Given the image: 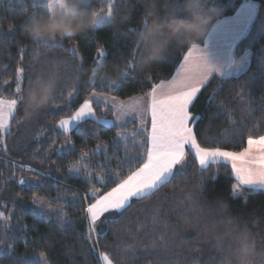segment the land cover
<instances>
[{"label": "trees", "instance_id": "obj_1", "mask_svg": "<svg viewBox=\"0 0 264 264\" xmlns=\"http://www.w3.org/2000/svg\"><path fill=\"white\" fill-rule=\"evenodd\" d=\"M244 1L209 0L207 6L223 8L220 19L233 15ZM251 1L258 2L257 13L248 32L235 47L238 56L250 51L248 68L227 77L213 74L190 106V112L196 119L194 131L202 147L240 151L249 136L264 135V0ZM112 2L118 9L114 11L117 18L130 14V22L117 26L106 20L97 25L94 32L63 41V49H52L37 47L25 31L26 22L35 10L33 0H0V98H16L18 67H24L29 77L47 73L46 69L54 67L59 71L55 98L45 108L27 117L22 103L12 117L11 123L30 128L36 139L22 153L0 157V213L8 217L7 226L3 224L0 227L6 236L11 237L0 245V264H39L35 256L42 252L48 264H104L100 253L108 254L113 264H220L228 241L218 239L206 243L199 236V226L186 230L184 220L199 216L202 207L215 210L222 203L227 204L228 209L227 212H218V219L236 217L246 221L253 232L264 238V188L241 186L239 193L233 195L232 186L237 181L229 164L212 162L201 169L189 153L182 169H176L174 176L151 194L132 198L124 210L112 216L110 223L98 229L106 235H96L94 245L89 243L83 208L92 202V187L106 192L115 186L109 179L110 175L112 179L122 180L135 167L141 166L143 159L131 169L126 164H118V161L126 156L135 159L137 154L144 157L146 149L140 147L139 142L146 139V135L138 134V123L133 119L122 127L96 124L88 119L79 125L82 131L70 133L58 130L56 123L71 115L92 92L109 93L122 99L148 94L156 83L174 75L190 47L173 43L159 63L147 66L138 63L143 50L136 33L142 27L140 18L149 0ZM108 3L109 0H89L88 7L103 14L107 12ZM154 3L161 15L175 13L182 18L186 15L184 0H154ZM213 25L209 26L210 30ZM208 33L196 44H202ZM74 44L77 48L75 57L64 50L71 49ZM134 45L138 48L136 52ZM98 49L105 52V63L96 66L94 61L99 59ZM128 60L133 62L134 70L123 78L119 91L101 87L110 81L105 72L122 65L127 68ZM95 68L94 85L88 87ZM120 77L111 80L118 81ZM27 86L28 81L25 80L24 90ZM100 106L96 104L95 107L102 117L113 115L111 110ZM134 131L135 144L132 143ZM118 133L127 135V153L123 140L119 145L116 143ZM64 140L68 146L74 145V149L61 157L56 150ZM97 145L101 146V151L92 156ZM82 152L90 153L84 161L88 164L87 169L80 161ZM73 164L81 167L79 173H69ZM89 174L93 176L90 180L87 179ZM102 177L107 186L99 182ZM21 179L31 182L20 185L18 181ZM30 185L38 187L29 188ZM64 192L67 195H63L59 202L53 199ZM34 197L59 209L63 207L71 227L66 224L61 228L58 214L45 216L33 211L31 199ZM65 201H69L67 206H64ZM253 221L258 223L254 226ZM119 240L127 243L117 249L115 244ZM8 245H11V250Z\"/></svg>", "mask_w": 264, "mask_h": 264}, {"label": "snow or ice", "instance_id": "obj_2", "mask_svg": "<svg viewBox=\"0 0 264 264\" xmlns=\"http://www.w3.org/2000/svg\"><path fill=\"white\" fill-rule=\"evenodd\" d=\"M85 5L88 7L89 0H84ZM34 12L33 16L50 10L49 0H44L43 4H40L38 0H33ZM116 5L109 0L106 16L109 22L112 23L111 17L114 11H117ZM130 31H135L130 29ZM94 32V31H93ZM78 36V35H76ZM10 39V38H9ZM72 36H64L53 38L48 41L36 43L37 47L44 46L52 49H63V41H71ZM134 51H138V48L134 45ZM70 51L75 57L77 55V48L74 44L71 49H64ZM97 56L99 59L94 61L96 66L103 65L105 63V52L102 49L97 50ZM23 57H21V60ZM123 59H126L124 57ZM206 59L203 54V50L193 43L188 49L187 53L183 56V62L180 64L178 70L171 80L161 81L160 83L152 87L149 93L150 104L148 112L150 114V128L142 127L138 130L139 135L144 136L146 139L139 142V146L146 149L144 157L137 154L135 159L124 158L118 161V164L128 165L131 169L134 164L140 163L143 159V163L139 167H135L130 171V174L122 180L112 179L111 175L109 179L115 184L109 191L96 195L92 194V202L88 203L83 211L85 212V219L87 221V229L89 234L95 233L97 236L106 235V233L98 231L107 223L111 222L112 216L119 214L121 210H124L129 205L132 198H142L151 194L155 189L162 186L171 177L174 176V169L180 170L186 163V156L191 153L199 164V167L207 168V162L211 160L213 164H216L219 160L225 161L230 164L231 172L234 175L237 183L232 186V194L239 193L242 185L261 184L264 185V135L258 137L249 136L247 139V146L242 151H228L221 147H202L198 142L197 134L194 131V125L196 123L195 117L190 112V106L193 103L194 98L200 91L202 86L212 74L205 75L200 78H194L191 75L192 69L197 66L202 60ZM83 62H81V66ZM52 69H46L45 71H51ZM134 70V65L131 60L127 61V71L117 80L107 81V84H102L101 87H106L110 91H119L121 81L124 77L130 74V71ZM56 74L59 75V71L56 70ZM17 84H16V98L3 99L0 98V133L10 131L9 121L14 117L15 111L19 104L23 102V82L28 81L34 77L26 76L24 67H18L16 70ZM103 81L104 79L101 78ZM95 82V73L93 69L92 79L87 83L88 87H92ZM72 96V93L68 94ZM103 103L106 108L111 110L116 119H100L96 115V110L93 104ZM140 111L138 104L125 105L122 102L117 101L116 96L111 98L104 97L102 94L92 92L89 98L84 99L83 103L67 118H62L58 121V128L64 133H70L73 130L82 131L79 125L91 119L96 124H104L112 127H122L126 121L122 120V117L131 114L130 118L135 120L136 113ZM135 135L133 133L132 143L135 144ZM123 140L124 148L128 151V139L127 135L118 133L117 145ZM3 143V138L0 136V144ZM74 145H69L67 148L62 146L56 150L58 156H64L67 152L72 151ZM101 151V146L97 145L95 151L91 153L92 156L97 155ZM90 155L88 152H82L80 161L84 162ZM102 167L105 165H101ZM23 167V166H21ZM83 167L87 169L88 165L83 163ZM29 171H35L34 169H28ZM81 167L73 164L69 167V173H79ZM38 175H44L43 173H37ZM93 176L89 174L87 179H92ZM27 181L21 179L18 181L20 185H26ZM99 182L107 186V182L101 179ZM58 186V185H57ZM38 187L36 185H30L29 188ZM42 187V185H39ZM63 195H67L66 192L58 194L53 199L58 202L62 199ZM34 202H39L36 197L33 198ZM75 204L74 199L71 201ZM69 201H65L64 206H67ZM51 208V205H49ZM111 214V215H108ZM58 215L61 217L60 226L64 228L67 224L71 227V221L67 219V213L63 211L61 207ZM0 218L4 221L8 220L3 213H0ZM99 222V223H98ZM7 225L5 224V227ZM10 236H5L4 229L0 228V245H4ZM127 243L125 240H119L115 244V248L119 249L123 244ZM8 249L11 250V245H8ZM44 253H40V258H44ZM100 259L104 264H113V259L106 253H100ZM46 264V261H45Z\"/></svg>", "mask_w": 264, "mask_h": 264}, {"label": "clouds", "instance_id": "obj_3", "mask_svg": "<svg viewBox=\"0 0 264 264\" xmlns=\"http://www.w3.org/2000/svg\"><path fill=\"white\" fill-rule=\"evenodd\" d=\"M62 7L52 6L51 10L30 16L25 25L28 37L33 41L44 42L53 38L76 36L90 33L102 22L106 15L95 8H89L84 0H61ZM209 0H184L186 15L182 18L175 13L161 15L155 8L154 0H149L141 15V29L136 33L143 55L138 63L151 65L159 63L173 43L192 45L209 32V26L221 16L223 8L208 7ZM131 15L111 17L112 24L123 26L130 22ZM127 71L126 65L114 67L105 72L107 79H116ZM220 66L207 57L192 69L191 75L200 78ZM59 76L55 67L47 73H38L24 90V110L27 117L38 114L55 98ZM228 205L220 204L217 209L201 208L195 218L184 220L186 230L199 226V236L206 243L227 240L228 246L222 254L220 264H264V238L252 231L246 221L236 217L218 219V212H227ZM258 221H253L255 226Z\"/></svg>", "mask_w": 264, "mask_h": 264}, {"label": "rangeland", "instance_id": "obj_4", "mask_svg": "<svg viewBox=\"0 0 264 264\" xmlns=\"http://www.w3.org/2000/svg\"><path fill=\"white\" fill-rule=\"evenodd\" d=\"M38 1L42 2L44 0H38ZM49 5H50V10H51L53 5H55L57 7H62L63 6L61 0H49ZM258 6H259L258 2L251 1V0H245L241 5H239L237 11L233 15H231L230 17L228 16V17H223V18L218 19L214 23V25L211 28L210 32L208 33V35H207L209 37L208 38V42L209 43L207 45L208 49H212V48L216 49V47L218 46V41L223 40L224 33H222V35H221L220 34L221 32H224V31L228 30L230 33L232 32L231 34L233 35L232 38H231V39H233L232 42L228 43L226 45V46H228V47H226L227 50L223 48V53H225V55L227 57L229 56V58H233V61H232V59H230V61H231L230 63H233V67L232 68H228V70H225L224 71V75H222V77H227V76H230V75L239 74V73H241L242 71H244V70H246L248 68V66L250 64V60H251L250 51H246L244 54L238 56L235 53V47H236L237 42L248 32V29H249V27H250L255 15H256V13H257ZM243 12H244V16L241 15ZM103 14L106 15V13H103ZM106 20H108V18H105L104 20H102V22L100 24H102ZM100 24H98V25H100ZM211 40H212V43H211ZM221 42H223V41H221ZM203 44H204V42L202 44H197V45H203ZM96 72H97V68L94 69V73L95 74H96ZM172 77L167 79V80H163V81L171 80ZM160 82H158V83H160ZM158 83H156V84H158ZM96 93L102 94V96L108 97V98H111L112 96H115V95H112V94H109V93H99V92H96ZM149 93L145 94V95L144 94L143 95H137L136 97H131V98H128V99H122V98L117 97V101L118 102H122L125 105H131V104H138L139 105L140 111L136 113V119H135L137 121V123H138L137 132L142 127L150 128V114L148 112V107H149V104H150ZM90 95L91 94H89L86 98H89ZM98 105H102L103 106V107L100 106V107H102L101 109L105 108V105L103 103H100ZM95 106H96V104H93V107L96 110V115L100 119L107 118V119H110V120H113V121L116 119V116L114 115V113H113L112 116H106L105 115L104 117H102L101 116L102 114L97 112V109H96ZM130 116H131V114H128V115H125V116L122 117V120L126 121V123H124L123 126L127 125L132 120L130 118ZM67 117L68 116L63 117V118H67ZM11 121H12V118H10V121H9L10 131L12 130L11 133L9 134L8 133L9 131L5 132V133H0V136H2V138H3V143L0 144V157H2L5 154L6 155L10 154V153L20 154L26 148H28L30 146L31 142L34 139H36V137L33 136L32 130L30 128L27 129V127L25 125H23V124L18 125L17 122L15 124H13V123H11ZM13 125H14V127H13ZM55 126H56V128L58 130H60L58 128V122L56 123ZM63 145L65 147H68V142L66 140H64L63 143L58 145L57 149H59ZM246 146H247V143H246L245 147ZM242 150H240V151H242ZM218 162L226 163L223 160H219ZM210 163H212L211 160H209L207 162V166ZM198 166H199V164H198ZM174 171H176V169H174ZM102 178H103V180H105L104 177H102ZM98 180L100 181L101 178H99ZM242 186L243 187H251V188H264V185H261V184H251V185H242ZM93 193H95L96 195H99V194L102 193V189H100L99 187H92V189L90 191V194L92 195ZM36 198L38 199L39 202H34V199H31V201H33V203H32L33 205H32V208H31V209H33V211L41 213V214H43L45 216H52V215L55 216L60 211V209L58 207H55V206L49 204L46 200L40 199L38 197H36ZM49 205H51V208H49ZM6 222L7 221H4L3 218H0V226L5 224ZM0 228H3V227H0ZM86 237L88 238L89 243L91 245H94L95 239H96V234L92 233L90 235L89 232H88V229H87L86 230ZM35 258L39 262V264H45V261H46V264H48V259H47L46 255H44L43 259H41L40 258V253H37Z\"/></svg>", "mask_w": 264, "mask_h": 264}, {"label": "crops", "instance_id": "obj_5", "mask_svg": "<svg viewBox=\"0 0 264 264\" xmlns=\"http://www.w3.org/2000/svg\"><path fill=\"white\" fill-rule=\"evenodd\" d=\"M239 11V10H238ZM238 13V12H237ZM236 13V14H237ZM235 14V15H236ZM242 16H244V12L241 14ZM230 17V16H229ZM249 18V17H248ZM222 33H224V37H223V40H220L218 41V46L216 47V49L212 48V49H208V36L206 38V40L204 41V44L203 45H199V47L203 50V54L210 60V61H213L215 63H217L219 66H220V71L219 72H216V71H213L212 74H217L219 76H222L224 75V71L225 70H228V68H232L233 67V63H230V59H232L233 61V58H229V56L227 57L225 55V53H223V48L227 50L226 46L228 43H231L233 39L232 38V32L230 33L228 30L224 31V32H221L220 34L222 35ZM223 41V42H221ZM211 43H212V40H211ZM223 43V44H222ZM183 62V59L182 61L180 62V64ZM180 64L178 65V67L176 68L175 70V73L176 71L178 70ZM231 66V67H230ZM174 73V75H175ZM173 75V76H174ZM210 76L208 77L207 81L209 80ZM206 81V82H207ZM206 82L200 86V89L206 84ZM198 94V93H197ZM195 99V98H194Z\"/></svg>", "mask_w": 264, "mask_h": 264}]
</instances>
